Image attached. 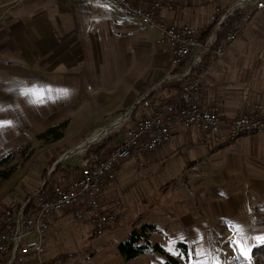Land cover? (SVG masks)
Listing matches in <instances>:
<instances>
[{
    "label": "crops",
    "instance_id": "1",
    "mask_svg": "<svg viewBox=\"0 0 264 264\" xmlns=\"http://www.w3.org/2000/svg\"><path fill=\"white\" fill-rule=\"evenodd\" d=\"M163 1L174 6L163 13L167 21L193 26L201 35L212 26L215 8L221 11L219 19L225 15L220 26L236 18L226 33L236 38L226 42L224 37L219 43L224 53L220 57L206 54L197 67H203L201 107L210 111L218 106L222 120L231 122L260 103L264 117V9L256 10L255 0ZM158 38L156 32L142 30L114 0H0V151L17 138L5 137L11 132L18 135L22 130L32 136L63 121H67L63 137L49 143L71 150L89 139L88 128L109 127L124 116L133 120L149 115L150 110L139 104L143 97L152 107L165 105L176 93L173 85L186 77V67L172 63L170 51L158 44ZM200 138L197 127L172 125L167 143L140 156L141 169L133 159L120 162L115 180L99 193L105 213L112 212L111 199L120 198L121 224L116 229L126 236L135 218L150 207L156 213L166 198L177 196L174 191H180L179 184L189 182L195 193L205 192L206 208L197 201L198 209L193 201L190 217L177 209L159 226L153 219H143L171 238L170 246L165 239L157 242L173 255L180 254L178 242L194 250V260L180 256L178 264H200L199 256L209 243L208 231L216 228L234 235L231 241L239 255L250 254L254 246L264 243L257 240L264 237V131L208 146ZM82 161L84 165V156ZM135 183L148 187L146 208L139 203L125 207L130 205L126 193ZM71 217L72 210H62L48 221L42 239L48 264L165 262L164 254L155 252L125 261L118 252L98 259L59 251L62 237L71 235ZM83 226L79 228L90 233L89 253L112 243L117 247L123 238L99 240L102 235H95L93 226ZM50 246L56 247L55 254L46 257Z\"/></svg>",
    "mask_w": 264,
    "mask_h": 264
},
{
    "label": "built area",
    "instance_id": "2",
    "mask_svg": "<svg viewBox=\"0 0 264 264\" xmlns=\"http://www.w3.org/2000/svg\"><path fill=\"white\" fill-rule=\"evenodd\" d=\"M114 1L139 23L142 30L159 35L158 44L170 51L172 63L186 67L184 76H190L206 54L220 57L224 53L223 46L216 45V34L221 30V19L225 17L218 18L219 8H215L210 16L212 34L202 40L197 28L164 18L165 11L174 9L171 3L163 0ZM254 6L256 10H263L264 0H255ZM235 38L234 34H227L225 41L231 42ZM203 91L204 79L201 73H196L184 81L178 94L163 106L153 108L147 98H141L139 104L150 110L149 115L133 120L122 117L120 127L124 124L128 127L105 158L79 167L76 178L54 187L51 197L39 198L33 207L28 205L29 200L11 199L0 217V264H48L44 259L42 239L49 228L50 217L58 211L72 210L76 220L93 226L97 233L102 234L110 218L102 210L99 193L115 180L120 162L133 159L141 169L140 156L167 143L171 138L172 125L197 127L201 131L200 143L205 146L233 142L243 135L264 131L262 104L257 103L250 111L225 122L218 106L210 111L202 109Z\"/></svg>",
    "mask_w": 264,
    "mask_h": 264
},
{
    "label": "rangeland",
    "instance_id": "3",
    "mask_svg": "<svg viewBox=\"0 0 264 264\" xmlns=\"http://www.w3.org/2000/svg\"><path fill=\"white\" fill-rule=\"evenodd\" d=\"M121 120L122 118L118 119L116 124L113 123L109 127L104 126L102 128L94 129L88 128L89 132L92 133L90 134L88 132L90 134L89 136H87L89 137V139L81 141L76 146H73L74 148H72L71 150L64 148L63 145H56L55 143H45L41 140H37V134L30 136L27 133H23L22 130H20L21 132L18 135L16 133L10 135L12 132L6 135V138L8 136L17 138L13 141L10 148L7 145V150L0 151V159L8 154H13L11 161L7 165L3 166V168L5 169L11 168L13 173L9 180L3 181L0 184V211L4 212L7 208L8 203L13 198L24 200L29 195V193H36L44 182L50 180V175L58 167H61V169L63 170H69L71 172V176L64 180L59 179V183H57L56 186L63 185L73 180L78 175L79 167L82 166V159L84 156V151L88 146L87 144H89L90 142V144L98 142L110 131L119 130L121 128L119 125ZM179 189L180 191H174L175 195L177 196L173 197L172 194V196L166 198L164 200V203L160 205V208L156 211V213L154 212V208L150 207V211L146 210L145 215H143L142 217L140 216V218H135L134 223L139 226L141 223H143V219H145L146 221L149 219H153L154 223L159 226V224L167 223L170 217H172L171 214H174L177 209L183 210L185 212V215L190 217L192 214L189 206H192L193 201H196V206L198 209L199 207L197 201L201 203L202 209L203 207L206 208V203L204 201L205 192L202 191V195L200 193H195L194 184L189 182L181 183L179 184ZM148 194H150V192L148 191V187L146 186V184H133L126 193V195H129L130 197V205H128V203L125 207L132 206L134 205V203H139L140 206L144 207L147 204L149 196ZM124 203H126V200H124ZM121 207L122 205L120 203L119 197L114 200L111 199L109 208L112 212L109 211L108 213H106L110 218V223L103 234H101L102 236L99 237V240L106 239L113 242L117 241L120 237H123L120 238V240L126 237L123 236L125 233L123 232V230L116 229L119 228L121 224V219L119 217L120 215H117V212L121 209ZM68 225L72 231L71 235L68 236L69 234H66V237H62L60 243L57 245V249L59 251H77L80 254L96 255L98 256V259L104 257L103 255H107L112 258L115 254H117V249L113 246V243L107 245L105 249L98 247V249H93V252L91 251L89 253L90 241L86 240L87 236L90 233L86 232V230L82 231L79 228L80 225H84L83 222L76 220L74 217H71ZM71 237L73 239H71ZM233 238V234L228 236L225 232H222L220 228L209 230L207 238L209 243L208 247L206 248L207 251H205L206 253L200 254V264H244L243 261L248 260L250 258V254L248 252L244 253L243 255H239L240 253H238V251L234 248V241H231V239ZM164 239L170 246L171 238L167 237L164 231L153 232L150 238L151 242H157L159 240L163 241ZM168 249H174L173 245H171V247H168ZM55 251L56 247L50 246L45 256L52 257L55 254ZM166 252L169 251L166 250ZM191 252V258H193L192 260H194L196 254L193 253L194 250H191ZM240 256H245L243 257L244 260H242ZM164 257L166 260L165 255ZM238 258H240V260H238ZM192 260H190L188 263L192 262ZM111 264H118V262H111ZM140 264L146 263L140 262Z\"/></svg>",
    "mask_w": 264,
    "mask_h": 264
},
{
    "label": "trees",
    "instance_id": "4",
    "mask_svg": "<svg viewBox=\"0 0 264 264\" xmlns=\"http://www.w3.org/2000/svg\"><path fill=\"white\" fill-rule=\"evenodd\" d=\"M234 17L228 18L221 26V30L217 33V41L216 45H219L221 40L227 35L235 24ZM212 30V26L207 29L201 35V39L205 40L206 37L210 34ZM203 67H199L194 69L190 76L195 75L196 73H200ZM183 69L179 70L180 72ZM190 76H186L181 81L177 82L173 85L175 89V95L178 94L180 87L182 86L183 82L189 78ZM174 95V96H175ZM152 95L150 94V97ZM158 107V106H156ZM153 107V108H156ZM67 121H63L56 125H53L46 129L43 132H40L36 135L37 140H41L45 143H49L52 141H57L63 137L64 129L66 128ZM128 127L127 124H124L118 131L109 132L106 136L102 137L98 142L90 144L84 151V163L85 164H94L99 160H102L107 156L109 151L116 145L117 141L119 140L120 134ZM13 154H8L2 159H0V184L3 181H7L12 176L11 168L5 169L3 168L4 165H7L11 159ZM71 176V172L69 170H63L61 167H58L51 175L50 180L43 183V185L37 190L36 193H29V195L25 198L29 200L28 205L33 207L35 203L39 200V198H48L52 196V192L54 187L57 185L59 179H67ZM77 177V176H76ZM75 177V178H76ZM157 226L153 223H141L137 226L133 223L131 229L129 230L126 237L119 241L117 244V252L120 256L125 260L129 261L135 259L136 257L148 253V252H155L161 253L166 256V260L163 264H178L180 262V256L183 257L184 260H187L191 257V250L185 243L178 242L176 247L179 249L180 254L179 256H175L170 252H166L163 245L158 242H151L150 236L153 232L157 231ZM95 235H99L95 231ZM244 264H264V243L254 246L251 249L250 258L248 260L243 261Z\"/></svg>",
    "mask_w": 264,
    "mask_h": 264
},
{
    "label": "snow or ice",
    "instance_id": "5",
    "mask_svg": "<svg viewBox=\"0 0 264 264\" xmlns=\"http://www.w3.org/2000/svg\"><path fill=\"white\" fill-rule=\"evenodd\" d=\"M257 240L260 242H264V237H257Z\"/></svg>",
    "mask_w": 264,
    "mask_h": 264
},
{
    "label": "water",
    "instance_id": "6",
    "mask_svg": "<svg viewBox=\"0 0 264 264\" xmlns=\"http://www.w3.org/2000/svg\"><path fill=\"white\" fill-rule=\"evenodd\" d=\"M90 143H91V142H90ZM90 143H89V144H90ZM89 144H87V145H89Z\"/></svg>",
    "mask_w": 264,
    "mask_h": 264
},
{
    "label": "bare ground",
    "instance_id": "7",
    "mask_svg": "<svg viewBox=\"0 0 264 264\" xmlns=\"http://www.w3.org/2000/svg\"><path fill=\"white\" fill-rule=\"evenodd\" d=\"M95 139H97V138H95Z\"/></svg>",
    "mask_w": 264,
    "mask_h": 264
}]
</instances>
